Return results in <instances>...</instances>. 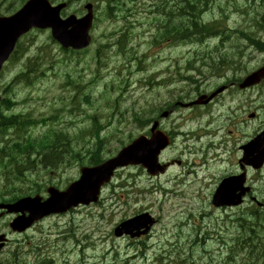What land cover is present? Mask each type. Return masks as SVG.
<instances>
[{
  "label": "rangeland",
  "instance_id": "rangeland-1",
  "mask_svg": "<svg viewBox=\"0 0 264 264\" xmlns=\"http://www.w3.org/2000/svg\"><path fill=\"white\" fill-rule=\"evenodd\" d=\"M8 0H1V2H6ZM155 0H136V10L138 12H140L141 14H144L143 10H148L150 9L148 6L150 5V3H153ZM214 0L213 4H215ZM149 2V3H148ZM225 2V0H219V4L223 5ZM239 3H243L242 0H239ZM209 8L211 9H215L209 6ZM208 8V10L205 12L206 13V17H205V21L206 22H213L214 20L218 19V9L215 11H210V9ZM217 8V7H216ZM139 14H137L134 18L132 19L135 25H137V20L139 19ZM241 16L239 15H233L230 18V24H234L236 21L241 20ZM137 32H140V35H137V38L135 40H133V50H137L138 52L147 50L146 46H145V39H144V34L141 32L140 27L138 26V28L136 29ZM261 32H264V25L262 26ZM45 40V35L42 34H38V36L34 39V44L31 45L29 47V52H33L36 45L40 44L42 41ZM27 50V48L25 49V51ZM257 52H261V51H257ZM174 54L176 55V57L183 55V53H179L178 51L174 50ZM190 57V55H189ZM183 62H186V58L183 56ZM257 62H260V59H257ZM112 61L108 62V65H111ZM22 63L18 62V63H14L12 64L7 72V76L5 77V79L3 81H9V79L11 78V76L17 72L20 68H21ZM72 65H75V61L72 62ZM81 64H77V68L81 67ZM153 66V61L152 59L147 63V68H150ZM8 67V65H7ZM65 68H61L60 70L55 71V74L52 75V73L50 71L47 72V77L43 78L42 80L38 81L32 88H26L24 90L18 91L17 93V100H20L22 97H24L25 95H28L29 97L32 98V100H30L27 103V108L26 109H32L34 111V114H39V113H43V114H49L51 113L53 110L56 109H63L60 112L61 117V127H66L68 130H65L67 133V145L72 147L73 149H80V148H84V149H88L89 145L91 144V140L94 138L91 135H84L82 138L81 136H78L77 138H70L73 135H75L76 133H79L80 131H83L84 129H86L90 122L87 116H98L100 117L102 120H104V118L109 114L112 113L113 115V120H112V124L107 128L108 132H114L116 134V137L119 139L120 136L118 137L117 135L120 134V132H122L124 135H127L128 133H132L134 136L137 135L139 133L138 129H135L134 125H128V126H122V121L124 118L128 117V114L130 113V111L132 110V105L127 103V102H123V99H128V100H132L134 98L137 97V92L133 91V82L137 79L139 74H136L134 72H131L130 74H127V72H125V80L127 81L128 85L125 89V91H122V97L120 100H117V102H115V108L110 106V102L107 100H101L98 101V97H93L95 95H100V93L102 92V94H106L108 93L109 97L116 98V96L120 95L118 92L116 93H112V90H108L105 91L106 85L110 84L113 80H109L107 82H103V78L100 80V82H97L96 80L92 81L91 77V67L88 65L86 70L81 69V73L76 74L74 79L76 80V83H73L72 80H68L66 82L65 78L63 77V73L65 72ZM174 71V66L171 67V72ZM191 73H195V70H191ZM79 75V78H76V76ZM101 77V76H100ZM223 78H225V76H222ZM221 77V78H222ZM2 80H0V84L3 83ZM111 81V82H110ZM66 82V84H65ZM97 82V83H96ZM63 85V86H61ZM73 85V88H71V86ZM184 85H177L176 83H172L169 88L170 91H167L166 95H161L157 98V103H164L166 102L168 99H170L171 97H175L182 95L183 93L180 92L182 89H185L186 87H184ZM18 86V84H12V81L9 82L6 87H5V93L7 95V98L11 99L16 87ZM181 88V89H180ZM94 93V95L92 96V94ZM88 96H85V95ZM101 94V95H102ZM75 95V101L71 104L70 103V98ZM100 95V96H101ZM91 99L93 100V103H89L88 105L86 104V102L82 99ZM159 99V100H158ZM156 102V100H154ZM79 102V103H78ZM154 105V104H153ZM20 108V107H18ZM184 110V109H183ZM15 111H17L19 113V110L15 108ZM182 113H185L184 111ZM176 116L173 118L175 119ZM95 122L91 124L94 125ZM190 126H192L191 123L187 124L186 126H184V129H188ZM39 129L36 130L39 131ZM35 132V133H36ZM7 138V137H6ZM206 142V138L205 137H201L200 139H193L191 141H189L190 144L195 145V146H199L203 143ZM242 142H244L243 139L239 140V142H237L236 146L241 144ZM3 143V141L0 139V144ZM112 148H118V144L114 143L112 146ZM115 151H113L112 153L106 154V156L112 155ZM180 157V159L182 160V165L181 166H173L170 168L169 172H168V177L173 179V178H177V177H181L180 179V186L183 188L184 191L186 192H195V190L197 191L195 194L196 196L199 198V201L197 202V204L199 205V210L200 212H205L207 213L208 211H212V215L211 217H217V216H222L224 214H229L232 212H223L220 210H215L212 209L210 203L208 202V198H209V193H208V188L211 186L212 181H205V187H203L202 185H197L195 186V190L193 189V187H189L188 186V181L191 178V176H194V174H189L187 175L186 173L188 171H195L196 175L198 176V179H202V171L204 170V168H202V166H193L192 162L194 161L197 165H200V160L201 157H199L198 155L193 156V155H189L186 152L180 154L179 152L176 151V148L173 146L170 150L166 151L163 155V158H173V157ZM210 157L212 156H208L207 158H205L208 167H209V171H211L212 169L217 168V164H215L213 162V160H210ZM187 163V164H186ZM11 166V163L9 164ZM1 169H3V166L0 164V178H2L3 176L6 178L5 174H2ZM78 169L79 167H73L71 169H68L65 173V175L69 178H75L78 174ZM37 170H40V168H38ZM122 178H127L130 177V180L135 181L136 184H141L142 186H147L150 182L154 181L155 178L153 177H149L148 175H146V173L140 169L139 167H127L124 168L122 170ZM218 173L215 174V176H217ZM214 176V177H215ZM56 181V180H55ZM113 183H116L115 180H113ZM7 186H11L13 187L12 183L9 184L7 181L4 182L3 187H7ZM116 191H118L119 189H115ZM16 191V190H15ZM25 190H19L16 191V193H24ZM192 199V197H191ZM185 202L181 205L184 206ZM200 206L203 207V209L200 208ZM177 212V210H174L173 208H169L168 209V217L169 215L173 212ZM188 212H185L183 214V216L188 215ZM179 216V214L174 215V217L177 219V217ZM167 219V218H166ZM69 217H63V218H51L48 219L46 221H44L43 223H41L38 228H36V230L32 231V235H38L40 233V231H42L44 234L47 233H51L53 231H55L56 229H58V227H63L64 225H66V223L68 222ZM165 218H163V222H164ZM192 221V220H190ZM189 221V222H190ZM188 222V220H187ZM202 224L201 227V232H203L202 228L206 225V223L208 222L209 224V228H210V223L209 220L204 219V220H200L198 221ZM165 224V223H164ZM166 225V224H165ZM160 226L155 228V231L159 228ZM221 232H216V228H211L208 230V232H205L202 236H200V239H204V237H206L207 235H214V236H218ZM70 235L74 236L75 238H78L79 235L77 234V232L74 230L70 233ZM171 237H172V231H171ZM214 244H217L215 241L213 242ZM184 243L182 242L180 245H178L177 247H175L173 249V254L174 256H176L177 259L179 260H185V255H188L192 252H181L178 253V247L179 250H181V245H183ZM107 245V244H106ZM64 247L66 250H70L73 251L72 256L70 257V259H81V260H101L104 259L105 261H108V259L111 258L112 253H109L110 251H112L114 248L110 247V246H106V250H104L103 248H97L95 250H87V249H83L80 252L81 246L78 245L77 243H75L73 240L71 239H67L64 241ZM217 250H213L215 252L211 253V256L213 257L214 261L218 260L219 258H223L224 256V246H222L219 249V244H217ZM93 254H95V256H93ZM132 254V252H124V251H120V258L121 259H125L127 257H129V255ZM202 256V263L206 264V262L209 261V257L210 255L207 254L205 256L201 255V253L196 255L197 261L199 257ZM10 257V247H7L6 250L0 255V263H6L5 260L8 259ZM130 258V257H129ZM98 264V263H97ZM104 264V263H101Z\"/></svg>",
  "mask_w": 264,
  "mask_h": 264
},
{
  "label": "trees",
  "instance_id": "trees-1",
  "mask_svg": "<svg viewBox=\"0 0 264 264\" xmlns=\"http://www.w3.org/2000/svg\"><path fill=\"white\" fill-rule=\"evenodd\" d=\"M213 1L214 0H203V3L201 4L200 0H175L174 10L169 11V9L171 8L168 7L167 0H155L152 3L153 12L155 13L152 20L154 25L152 32L154 35L150 36L147 39V43L149 44V46H167L171 50L177 51V47L182 45V39L201 40V38H204L209 33H216L220 30H225L226 32H228L229 30L226 22L229 20L228 14H231V11L230 9H228L227 14H225V5L227 3L223 5V13L218 17L217 20H214L213 22L205 21V12L208 10ZM134 7H136V0H125L118 10V15L120 16L122 22V27L120 30V40L124 44H126L128 41V33H126V31H129L131 26V22L127 17L129 12ZM246 10L247 9L244 8L240 14L247 13ZM102 12L107 19L114 20L117 17L110 0L105 1ZM186 65L189 66L187 68L189 69L190 62H186ZM38 67L39 65L37 63L32 64V66L27 65L26 71L24 72L35 73L37 69H39ZM199 71H201V68L199 69ZM65 72L66 75L69 76V73L71 71L66 70ZM21 73H19L14 80L18 78H20L21 80H25L28 78L27 75ZM177 75V78H179L176 81L177 85H183L185 84L186 80L191 79V73H189L188 75L187 73L186 75L183 73H181L180 75L178 73ZM14 80L12 81L13 85L19 83V81ZM181 91H184V89H182ZM7 99L10 101L9 104L12 107L13 103L11 102V99ZM176 99L181 100L182 97H176ZM11 109L12 110L9 113L0 115V139L3 142L7 140L6 137L8 129L11 128L13 129V131H19L21 130L22 126H25L27 123L32 122L30 118L28 120L22 119V116L20 117V114L15 111L14 108ZM93 132H95V130H93ZM67 141V135L64 131L51 130L41 136L26 139L25 143H15L14 147L8 151H6V147L4 146L1 149V151L4 153L2 157L7 158L2 165L3 169H1V171L2 174L6 175V178L4 176L2 178L9 184L12 183L13 185L23 186L24 181L19 177H14L12 169L8 167L7 164H10L14 161H16V164H19L17 160H24L26 165L29 167H37L38 164H40L44 168H54L55 166L60 164L66 157V153L60 152V149L65 146V143H67ZM14 191H8V197L16 195V191ZM3 196L6 195H3L0 192V198L3 201H11L17 195L8 200H5ZM250 245L251 258L247 257L245 261L242 257L241 252L235 246L223 245L224 256L223 258H219L215 264H264V216H262L258 221H251ZM177 252L181 253V251Z\"/></svg>",
  "mask_w": 264,
  "mask_h": 264
},
{
  "label": "water",
  "instance_id": "water-1",
  "mask_svg": "<svg viewBox=\"0 0 264 264\" xmlns=\"http://www.w3.org/2000/svg\"><path fill=\"white\" fill-rule=\"evenodd\" d=\"M44 6H46L45 1L34 0L33 2L24 5L14 16L10 18H0V64L6 57L4 56L5 52L3 50V46L5 45V40L7 39L9 30L20 25L23 22H26L28 24L38 22L40 10L44 9ZM52 26L56 31L55 36L62 41V44L64 46H72L74 48H78L83 45L66 40L65 37H63L58 32L57 23H54V25ZM263 75L264 68L257 73L252 74L251 78H249L244 84L257 82ZM163 115H165V113ZM155 126L156 124H154L152 127L153 134L150 140H147L144 137H139L134 140L132 144L119 152L116 158L109 160L108 162L97 168L84 170L82 180L79 182L81 183L80 185H85L86 188L90 189L89 191L94 189L96 190L98 183L102 180H106L112 169H114L117 165L124 163H141L145 165L151 172H155L156 170H158L156 166L157 154L159 153L160 149L168 144V139L167 137L165 138L160 131H155ZM88 181H95V183L88 184ZM74 193L75 190L73 189L67 196L72 197ZM56 199L58 202H61L64 199V196L57 194ZM22 202L23 201H20L12 207L8 206V208L10 210L12 208L16 210L17 208H20ZM0 207L7 208V205H0ZM0 240H2V237H0ZM1 246L2 244H0V247Z\"/></svg>",
  "mask_w": 264,
  "mask_h": 264
},
{
  "label": "flooded vegetation",
  "instance_id": "flooded-vegetation-1",
  "mask_svg": "<svg viewBox=\"0 0 264 264\" xmlns=\"http://www.w3.org/2000/svg\"><path fill=\"white\" fill-rule=\"evenodd\" d=\"M202 39L203 38H201V40ZM250 48H251V50H250V53H248V57H249V55L254 54L255 51H261V52H258V53H262L263 54L262 56H258V57L262 58V60L259 62V65L258 66H252L250 59L247 62H244L242 64V73H241L243 77L242 78H237L235 80H232V81L228 82L226 84V88H225V91H224V92H236V93H238L239 91L245 92V91L249 90L248 93L242 95L241 97L238 96V99H237V100H242L245 104H247L249 107H251V113H254V115H255V118L253 119L254 122L251 124V136L249 137V139H251L253 136H255L259 131H261L264 128V78L259 83L253 84V85H251L249 87H246V88H243V89H241L239 87V83L241 82V80L247 74L251 73V71L256 70L257 68H259L260 66H262L264 64V32H261L260 41L256 42L255 45L251 44ZM218 58H219V56L213 57V60H216ZM216 97H214V98H216ZM243 113H244V110H242L240 112H236L233 115L235 117H240ZM192 137H194V136H192ZM259 147L260 148H264V142L260 143ZM256 149L257 148H252V152L253 153L256 152ZM165 152H166V150H164L161 153V156H160L161 161L163 163H167V164L170 163L169 168H171L173 166L172 162H171L172 158L171 159H167V158H163L162 157ZM169 168H167L166 172L162 175V176L166 177V179L168 181H170V178L167 175ZM231 171H234V170H230V173H228L227 175L230 176V175L238 173L237 171L236 172H231ZM247 171H248V174H249V176H248V185L250 187V192L246 196V201H248L251 204V200H253V198H256V199L259 198V200L261 202H264V196H258L257 195L258 192H255L256 196L253 194V192H252V195H251V169H248ZM210 177H213V175H210ZM139 208L141 210H144V211H149V212L155 213L153 211L152 207H149L145 203L142 206L140 205ZM162 210H163V212L167 211L166 209H162ZM215 228H216V232H221V228H219V227H215ZM148 237L149 236H146V237H143V238L147 239ZM106 244L108 246L112 247V248H115V246H116L115 242H113V241H111V242L108 241ZM179 247H178L177 251H181V252H184V253L185 252H189V251L192 250L191 246H188L186 244L181 245V248H180L181 250H179ZM37 248H38V246L34 245V244H31L29 246V250L30 251H34ZM11 255H12L13 258L15 257L13 254H11ZM187 256L188 255H185V259L187 258ZM97 263L98 264H101V263L112 264L111 261H109V260L105 261L104 259H101V260H98V261L94 262V264H97Z\"/></svg>",
  "mask_w": 264,
  "mask_h": 264
}]
</instances>
